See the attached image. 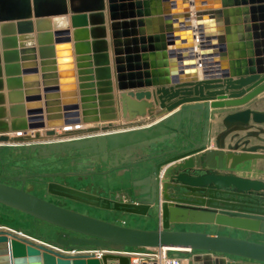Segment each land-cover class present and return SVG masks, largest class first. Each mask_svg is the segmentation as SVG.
Listing matches in <instances>:
<instances>
[{"label": "water", "instance_id": "1", "mask_svg": "<svg viewBox=\"0 0 264 264\" xmlns=\"http://www.w3.org/2000/svg\"><path fill=\"white\" fill-rule=\"evenodd\" d=\"M164 1L163 9L160 0L154 9L149 8L150 0H0L1 23L16 21L18 30L29 26L18 31L25 36L19 37V42L12 39L11 46L3 47L6 89L16 98L8 96L9 121L0 107V151L71 155L73 160L90 165L103 162L106 167L50 171L43 176L76 175L81 179L122 168L120 174H128L121 180L130 190L127 200L55 180L47 183V191L118 213L155 214L157 226L127 225L55 203L25 189V175H21L20 185L0 179V203L59 228L50 240L69 248L167 246L175 249L173 254L183 249L195 251L192 264H231V256L264 262L263 241L175 227L181 222L215 223L264 233V177L232 170L244 160L264 159V109L247 106L217 115L222 128L214 135L210 121V108L241 106L264 91V0H192L194 26L189 0ZM105 11L116 95L105 39ZM68 13L73 27H90L92 51H79V44L74 45L75 70L67 27L54 25L53 29L59 30L54 39L38 42L37 63L30 57L31 19L52 17L55 22ZM152 15H163L165 28L148 31L145 25ZM95 22L98 27H93ZM193 31L197 32L203 74L199 81L195 78ZM87 54H92L94 63H83L89 60ZM9 57L13 64H8ZM215 99L218 101L200 102ZM179 105L177 111L164 117ZM78 106L83 123H105L80 125ZM251 138L258 142L250 144ZM225 149L224 169L210 166L207 156L220 161ZM134 152L136 157H132ZM207 193L234 202H228L224 209L209 207L204 204ZM108 257L128 264L127 256L108 252L101 260ZM101 260L63 255L0 229V264H101Z\"/></svg>", "mask_w": 264, "mask_h": 264}, {"label": "crops", "instance_id": "2", "mask_svg": "<svg viewBox=\"0 0 264 264\" xmlns=\"http://www.w3.org/2000/svg\"><path fill=\"white\" fill-rule=\"evenodd\" d=\"M151 4L149 8H156L155 6L157 3V0H150ZM176 1V0H173ZM172 1V2H173ZM221 1V0H219ZM168 3V2H167ZM159 7L160 9H163L164 5L166 4V2L164 0H160L159 2ZM194 7H193V2L192 0H189V6H188V12L191 14V25L194 26L195 25V19H194ZM120 16L122 14H119ZM163 15H152V16H148L147 20L148 23L145 25V28L148 31H159L161 28H165L166 26V21L163 19ZM229 18H231V15H229ZM62 20H57L55 22L52 21V17H46L44 18L43 21H35L34 18H32V22L30 23V27L32 29V32L29 33L28 36L31 37L30 42L33 46L31 48L32 53L30 55V57H35L37 63H39V58H38V42H48V41H52V39H54V33H56V31L59 30H54V25L57 28H61L63 26H66L67 31H68V37H69V42H67V44L69 45V50L71 53V57L73 59V65H74V69L77 70L76 68V60L75 58L77 57V54H75V48L74 45L75 44H79V51H86L89 50L90 52L92 51V43H91V32H90V27H73L72 24V19H71V13H68L67 15H65L63 18H61ZM94 22V21H93ZM93 27H98L97 22H95V25ZM20 31H26L29 29V26L25 25V26H21L19 27ZM37 29L39 30H43V31H37ZM50 29V30H47ZM18 27L16 24V21H10V22H6V23H1L0 22V68H1V78H0V88H2L0 90V102H2L3 104L0 105V107L3 108L4 114H5V119H7L9 121L10 116H9V103H8V96L11 95L12 99H15L16 96H14L12 94V92L8 91L6 89V77L4 76V59H3V47H9L12 45V39H14V41L17 43L19 42V37H25L22 36L24 34H17L18 33ZM45 30V31H44ZM121 32V28L118 29ZM74 31H75V37H74ZM105 32H106V41H107V45H108V57H109V64L111 67V71H112V92L114 95H116L117 93V86H116V80H115V75H114V64H113V53H112V47H111V42H110V29H109V20H108V15L107 12L105 11ZM196 31H193V43L195 46V52H196V61H197V65H196V71H195V78L196 80H201L203 78V74H202V68L200 65V61H199V56H198V41L196 38ZM21 35V36H20ZM98 32L94 31L93 32V37L95 38V40H98ZM74 38L77 39H86V40H80V41H75ZM24 41V40H23ZM87 44L84 46H80V44ZM63 44V43H62ZM56 46L58 44H55ZM63 46V45H62ZM226 46V50H229L230 47L227 46V43H225ZM96 50L98 53H102V50L100 48H98V45L95 46ZM170 47H169V42L167 41V54H169L170 52ZM89 55V60L84 61V64H92L94 63L93 58H92V54H87ZM8 64H13V60L11 59V57H9L8 59ZM228 61V60H227ZM227 71V75H230V66H227L226 68ZM211 77H215V75L211 76ZM77 83V82H76ZM41 87V85H40ZM212 101H218L217 99L215 100H206V101H200L201 103H210ZM258 101V102H257ZM189 103H193V102H189ZM257 103V104H256ZM185 103L181 104L184 105ZM179 105L178 107H176L175 109L172 110V112L167 113L166 115H164V117L170 115L171 113H174L175 111H177L179 109V107L181 106ZM247 106H252L253 108H257V109H264V91H262L260 94H258L255 98L251 99L247 104L241 105V106H235V107H220V108H210V121L213 123V127H212V135H214L215 133H217L221 128V124L219 123V120L216 118L217 115H223L225 113L237 110V109H241V108H245ZM77 114H76V118L78 120V123L80 125H83L84 127H90V126H94V125H102L105 122H87V123H83L81 121V109L78 106L77 108ZM69 118H73L71 115H69ZM156 120H158V118L156 117ZM141 121V120H139ZM139 126V125H138ZM143 126V125H140ZM56 131H60L59 128L56 129ZM244 132H242L241 134H243ZM199 137V136H198ZM264 137V135L262 136ZM258 141L254 138L250 139V144L252 143H257ZM228 143V137L225 139V144ZM215 143L212 137V141H211V147L212 149L214 148ZM7 150V149H5ZM224 151H221V160L220 161H213L212 158H210L209 156H207L208 159V163L210 166L216 167V168H221L224 169ZM198 154V153H196ZM132 157H136V152L132 153ZM249 167V169H252L254 171H256V173L254 172H249V171H239V168H245V167ZM106 167H104L103 169H105ZM93 169V168H90ZM95 169V168H94ZM123 169L122 168H118L116 167V169L111 170L110 174H106L104 176V174H101L105 179H109V182H112L113 184L115 183L114 180H116V175H121V171ZM233 171H235L238 174L241 175H247V176H261L264 177V174H262V172H264V159L263 158H254V159H247L244 160L242 162H239L233 169ZM261 173V174H258ZM127 175V173H125ZM134 179V177H130V180ZM109 184L107 186V193H104V196H108L111 197L113 199H121V200H127L128 196H130V190H126V188L124 187L125 185H127L126 183L124 185H122L123 187L116 185V184ZM115 194V197H114ZM115 220L117 222H121L127 225H132V226H137V227H143V228H153L156 227L158 224V219L155 216V214L152 217H147V216H142V215H138V214H124V213H120L117 214L115 216ZM131 219V222L129 223V220ZM191 226H196L197 230H206L209 232H221L218 230V228H224V229H228L230 231H239L243 234V236H250L252 234H257V233H262V232H256V231H247L245 229H241V228H236V227H229V226H225V225H219V224H215V223H185ZM178 223H176L175 226H177ZM193 229V228H191ZM215 229V230H214Z\"/></svg>", "mask_w": 264, "mask_h": 264}, {"label": "rangeland", "instance_id": "3", "mask_svg": "<svg viewBox=\"0 0 264 264\" xmlns=\"http://www.w3.org/2000/svg\"><path fill=\"white\" fill-rule=\"evenodd\" d=\"M0 152L2 156L1 157L2 161H0V170L3 169L6 173H18V172L32 173V172H50V171H64V170H86L90 168L103 169L105 167V164L103 162H98V163L96 162L94 165H90L88 163L77 161L76 159L73 160L71 155L63 156V157H56L54 155L40 156L36 154L35 151L29 154L22 150L21 151L3 150ZM238 170L242 172L249 171L256 173V171L249 169L248 166L245 168L241 167ZM262 174H264V172H262ZM53 177L59 182L62 181L68 185L78 187L98 195H103L104 193H107L108 191L107 186L112 183L109 182V179H105L101 175V173H95L92 175V177L88 175L87 177L81 179H78L74 175H67L65 177L61 175H55ZM51 178L52 176H46L44 177V179L38 181L36 178L30 177L27 179L25 183V189L41 196L47 195L48 197H51V199L53 200H72L71 204L69 205H71V207L77 210H81L83 212L102 218H106L108 216L110 217V215L106 211L97 208L95 206H92L90 204H83L80 202L73 201V199L71 198H62L60 196L48 194L46 190V182L48 180H51ZM126 178H128V174L118 175V176L116 175L115 178L116 180H114L115 181L114 184L119 186L124 185L123 182L121 183V180L125 181ZM11 183L15 185H19V180L12 179ZM130 222L131 219L129 220V223ZM13 225H15V227ZM0 226L18 228L29 234L37 235L39 237L49 240L55 237L57 231V227L45 221L29 218V217L18 218L15 215H9L7 213H4L3 211H0ZM175 227L180 229H191V228L196 229V226H191L183 222L178 223V225ZM218 230L221 231V233L243 236L241 232L235 230L230 231L224 228H218ZM248 237L264 242V235L252 234ZM173 251L175 250H171L172 253ZM176 251H178L179 255H188L191 252L188 250H176ZM230 258L231 259L229 260V263L231 264H264V262L261 261H257L249 258H243L239 256H231Z\"/></svg>", "mask_w": 264, "mask_h": 264}, {"label": "built area", "instance_id": "4", "mask_svg": "<svg viewBox=\"0 0 264 264\" xmlns=\"http://www.w3.org/2000/svg\"><path fill=\"white\" fill-rule=\"evenodd\" d=\"M0 229L10 230L15 235L25 238L31 242L40 243L50 249H53L63 255L69 256H94L102 259L104 252L125 255L128 258V264H192L191 259L194 254L192 249H183L191 251L188 255L173 254L170 247L153 246V247H124L123 249H103L99 247L87 248H69L64 245H58L49 239L29 234L21 229L14 227L0 226ZM101 264H120L117 258L108 257Z\"/></svg>", "mask_w": 264, "mask_h": 264}, {"label": "flooded vegetation", "instance_id": "5", "mask_svg": "<svg viewBox=\"0 0 264 264\" xmlns=\"http://www.w3.org/2000/svg\"><path fill=\"white\" fill-rule=\"evenodd\" d=\"M5 149H6V148H4L3 150H5ZM3 150H2V151H3ZM10 151H11V150H10ZM0 161H2V158H0ZM96 169H97V168H96ZM43 173H44V172H32V173H20V172H18V173H6V172L2 169V170H0V179H1V180L8 181V182L11 183V180L14 179V178H11V176L19 175L18 179H16V180H19V185H20V184H21V175H25V181H24V187H25V183H26L27 179L30 178V177H34V178H36L38 181L44 179V177H46V176H43V175H42ZM61 176L65 177V176H67V175H61ZM74 176L76 177V175H74ZM51 180H55V181H57L56 179H54V177H52ZM49 181H50V180H48V181L46 182V190H47V183H48ZM58 182H59V181H58ZM61 182H62V181H61ZM47 192H48V191H47ZM48 194H50V195H55V196H60V197H62V198H67V197H64V196H61V195H58V194L52 193V192H48ZM50 195H49V196H50ZM101 196H104V195H101ZM44 197H46L47 199H50L51 201H53V202H55V203H59V204L64 205V206L71 207V205H69V204H71V201H72V200H53V199H51V197H48L47 195L44 196ZM106 197H108V196H106ZM109 198H111V197H109ZM73 201L80 202V203H83V204H87V203H84V202H81V201H78V200H73ZM228 202H234V201H233V200H223V199H219L218 197H210V196L208 195V193L206 194V196H205V200H204V204H205V205H208L209 207H211V206H213V207H217L218 209H224V208H227V207L229 206V205L227 204ZM193 204H196V205H197L198 203H196V201H194ZM204 204H203V205H204ZM71 208H73V207H71ZM97 208H100V207H97ZM74 209H75V208H74ZM100 209L106 211V212L110 215V217H109V216L106 217L107 219H111V220L113 219V220H115V218H116L115 216H116L117 214H120V213H118V211H112V210L105 209V208H100ZM58 230H59V228H57L56 234H57Z\"/></svg>", "mask_w": 264, "mask_h": 264}, {"label": "trees", "instance_id": "6", "mask_svg": "<svg viewBox=\"0 0 264 264\" xmlns=\"http://www.w3.org/2000/svg\"><path fill=\"white\" fill-rule=\"evenodd\" d=\"M0 211H3L4 213H7L9 215H15L17 216L18 218H23V217H29V218H33L31 215L29 214H26L20 210H17L13 207H10L8 205H5V204H2L0 203ZM15 227V225H13ZM259 235H264V233H257Z\"/></svg>", "mask_w": 264, "mask_h": 264}, {"label": "bare ground", "instance_id": "7", "mask_svg": "<svg viewBox=\"0 0 264 264\" xmlns=\"http://www.w3.org/2000/svg\"><path fill=\"white\" fill-rule=\"evenodd\" d=\"M195 252V251H194Z\"/></svg>", "mask_w": 264, "mask_h": 264}]
</instances>
